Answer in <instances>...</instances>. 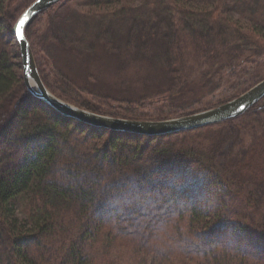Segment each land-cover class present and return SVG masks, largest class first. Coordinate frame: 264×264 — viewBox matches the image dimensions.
<instances>
[{
	"label": "trees",
	"instance_id": "16d2710c",
	"mask_svg": "<svg viewBox=\"0 0 264 264\" xmlns=\"http://www.w3.org/2000/svg\"><path fill=\"white\" fill-rule=\"evenodd\" d=\"M87 1L103 11L92 15L86 50L101 47L121 64L157 63L167 81L165 90L143 94L151 98L89 90L95 102L79 100L60 71L55 81L43 74L36 59L43 41L32 28L44 12L35 16L26 37L43 83L95 113L154 121L193 114L167 117L153 100L193 96L194 83L218 89L228 75L251 74L255 57L264 56V0ZM31 2L0 0V264H264V178L247 176L264 153V98L239 117L158 136L64 116L23 78L12 30ZM234 10L250 24L239 25ZM60 38L49 36V47L75 50ZM258 166L264 170V158Z\"/></svg>",
	"mask_w": 264,
	"mask_h": 264
},
{
	"label": "rangeland",
	"instance_id": "374dc122",
	"mask_svg": "<svg viewBox=\"0 0 264 264\" xmlns=\"http://www.w3.org/2000/svg\"><path fill=\"white\" fill-rule=\"evenodd\" d=\"M34 1L35 0H32L29 5ZM60 2L53 5L52 8L50 7L51 9L48 8L44 10V13L41 12L43 14L40 13L41 15L38 20L35 21L32 28V30L34 29L40 33V37L43 41V47L38 49L37 62L43 74L49 76L50 80L55 81V73L60 71L77 85L75 87L76 89L74 88V95L79 100L93 102H95V96H90L88 94L89 90L113 98L131 96L137 98H151L154 96H143V94L145 92L151 93L152 91H157L158 88L165 90L167 81L157 63L150 62L149 60H134L128 61L126 64H121L120 57L108 53L101 47H95L93 50L94 52L92 51L93 53L86 50L87 47H85L86 45L84 46V42H86L91 35V31L96 27V24H93L95 18L92 15L100 13L103 10L92 7L87 0H62ZM109 9L112 10V7ZM230 14L239 25L246 27L250 24L249 19L240 15V11L234 10L231 11ZM114 25L119 31L117 37H122V26L119 22H115ZM52 35H60L61 42L70 41L75 50L73 51V47H62L54 41L52 46L49 47L47 38ZM117 41L119 45L123 46L122 40ZM122 57H124V55ZM255 58H257L256 63L250 66L251 74L242 75L240 79H232L229 78L231 76L228 75L224 80V85L218 89L202 91L198 88V83L191 84L189 87L195 90V95L193 96L183 93L173 96L169 94L156 96L153 100L156 102L153 109L158 111L162 110L160 107H163L165 111L164 115L171 117L172 114L180 115L205 111L208 110V108L211 109L221 105V103L223 104L233 100L264 79H261L264 77V56ZM259 79L261 80L258 81ZM198 82H200V80ZM253 83L255 84L251 86ZM248 87L249 89H247ZM127 90H129V92ZM132 92H135L136 95H133ZM159 99L166 101L157 102ZM112 105L117 106L116 103H112ZM148 109V105H145L143 109L137 110L144 114L148 112ZM152 117L157 118V116L154 115H152L151 118ZM174 118L176 117H171L170 119ZM177 118L179 117L177 116ZM217 129V126L212 127V136L217 134L219 131V129ZM252 132V130H248L245 133L246 145H249L252 141ZM263 158L264 153L263 156L258 159L257 166L255 165L256 171L253 173L248 172V177H253L257 174L261 179L264 178V170L260 169V166H258L259 163H262ZM205 186L208 187V189L211 188L209 185ZM216 189L220 191L217 187ZM205 193L208 196L207 192ZM217 197L218 194H216L214 198ZM21 209L23 210V200L17 206V214L20 218L23 214ZM115 255L121 256L122 254L116 252Z\"/></svg>",
	"mask_w": 264,
	"mask_h": 264
},
{
	"label": "water",
	"instance_id": "95a60500",
	"mask_svg": "<svg viewBox=\"0 0 264 264\" xmlns=\"http://www.w3.org/2000/svg\"><path fill=\"white\" fill-rule=\"evenodd\" d=\"M61 0H35L19 16L12 33L17 41L25 84L29 91L46 105L64 116L94 127L147 136L189 131L239 117L264 98V79L240 96L211 109L167 120H136L106 116L69 104L55 96L40 76L31 45L26 37L30 21ZM25 19L20 26L19 21Z\"/></svg>",
	"mask_w": 264,
	"mask_h": 264
},
{
	"label": "snow or ice",
	"instance_id": "6c2138e0",
	"mask_svg": "<svg viewBox=\"0 0 264 264\" xmlns=\"http://www.w3.org/2000/svg\"><path fill=\"white\" fill-rule=\"evenodd\" d=\"M25 19H21L20 21H19V24H20V26H23L24 24H25Z\"/></svg>",
	"mask_w": 264,
	"mask_h": 264
}]
</instances>
